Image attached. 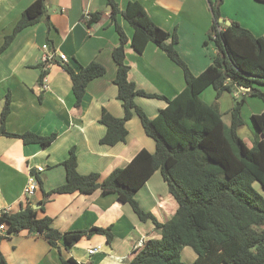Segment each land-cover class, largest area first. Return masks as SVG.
Instances as JSON below:
<instances>
[{
  "label": "crops",
  "instance_id": "0c3cea01",
  "mask_svg": "<svg viewBox=\"0 0 264 264\" xmlns=\"http://www.w3.org/2000/svg\"><path fill=\"white\" fill-rule=\"evenodd\" d=\"M34 1L0 0V48L25 8ZM129 1L117 0L121 9ZM139 1L158 26L171 33L177 31L176 48L194 74H200L213 63L218 46L208 36L213 22L208 0ZM95 12H100L101 18L90 25L87 14ZM221 13L224 20L236 21L254 35L264 37V1L224 0ZM117 21L128 36L129 80L139 89L168 98L183 91L186 81L181 67L155 43L150 42L142 53L137 52L131 43L133 27L121 14L117 15ZM44 44L56 51L57 58L48 66L42 61ZM118 44L119 34L111 19L108 0H46V15L18 32L0 53V125L9 97L8 132L57 134L48 146L0 135V209L9 208L12 214L28 203L40 204L38 216L52 217L53 225L62 232L98 226L111 227L114 234L111 243L105 235L94 234L73 246L60 238L53 246L43 234L21 230L0 239V253L8 264H64L63 260L69 258L76 263L68 264H130L141 248L140 242L161 237L152 220H140L130 204L119 200L118 193L103 194L98 189L90 194L78 191L47 194L66 183L64 162L72 150L77 156L78 172L98 173L102 182L115 169L130 163L141 150L154 152L156 149L155 141L146 134L137 114L125 124L128 130L125 141L114 145L100 142L107 133V126L100 122L103 111L117 118L124 116L123 102L114 81L117 64L112 52ZM60 54H65L66 59H60ZM92 61L102 63L106 73L89 82L81 104L76 105L72 79L64 64L78 69ZM42 69L48 73L41 82ZM261 88L264 90V86ZM226 93L233 95L227 91L222 95ZM222 95L216 98L218 106ZM251 97L255 96L247 95L244 106ZM135 100L151 118L167 106L163 98L138 95ZM258 108L251 116L264 111V102ZM249 124L254 136L252 121ZM243 126L239 127V134ZM37 166H43L44 170L38 171ZM29 174L36 175L38 188L27 195L24 187ZM136 199L144 210L153 212L162 222L170 220L178 208L160 171L139 189ZM42 201L44 209H41ZM190 253L192 262L196 256Z\"/></svg>",
  "mask_w": 264,
  "mask_h": 264
},
{
  "label": "trees",
  "instance_id": "16d2710c",
  "mask_svg": "<svg viewBox=\"0 0 264 264\" xmlns=\"http://www.w3.org/2000/svg\"><path fill=\"white\" fill-rule=\"evenodd\" d=\"M208 1L213 13L208 36L216 42L218 54L203 72L194 74L176 48L177 31L171 33L158 26L139 0H130L123 9L117 0H108L111 19L119 34V44L113 49L112 56L117 64L114 81L123 102L124 116L117 118L103 111L100 122L107 126V133L100 142L114 145L125 141L128 135L125 124L137 114L146 134L155 141L156 149L154 152L141 150L130 163L115 169L102 182L98 173L84 175L78 172L77 156L72 150L64 162L66 183L47 193L78 191L90 194L98 189L103 194L118 193L119 200L130 204L140 220H152L161 237L139 245L141 248L130 264H188L182 259L185 247H191L196 253L190 264H264V111L251 116L255 129L251 146L238 132L245 124L242 108L247 95L259 97L264 102L261 88L264 86V37L254 35L236 21L225 24L221 21L224 0ZM118 14L133 27L131 43L137 52L142 53L148 43H155L181 67L186 87L177 96L168 98L150 93L129 80L128 36L117 21ZM45 15L46 0H35L27 6L13 32L5 37L0 53L18 32L38 23ZM100 18V12L92 13L88 24ZM64 68L72 79L76 105L81 104L89 82L106 73V67L98 61L78 69L64 64ZM47 73V69H42L41 82ZM210 87L214 88L216 98L225 91L234 94L237 88H246V94L234 95L229 124L224 121L218 104L203 98ZM138 95L163 98L167 106L151 118L137 104L135 98ZM9 112L8 97L1 113L0 135L20 137L26 143L42 146H48L56 139L55 133L43 136L33 132H8L6 119ZM156 171H160L178 203L176 213L166 222L144 210L136 199L139 189ZM256 183L263 193L256 188ZM41 204L44 209V201ZM1 220L7 223L9 234L25 229L38 232L53 246L60 238L73 246L94 234L105 235L109 243L114 239L111 227L94 226L62 232L53 225L52 217H39L38 209L31 203L16 213H5ZM63 263L76 261L69 258ZM0 264H8L1 253Z\"/></svg>",
  "mask_w": 264,
  "mask_h": 264
},
{
  "label": "rangeland",
  "instance_id": "374dc122",
  "mask_svg": "<svg viewBox=\"0 0 264 264\" xmlns=\"http://www.w3.org/2000/svg\"><path fill=\"white\" fill-rule=\"evenodd\" d=\"M204 99L209 103H215V101L218 102L216 99V92L214 91L213 88H209V90L208 89L206 90V92L204 93ZM220 100L221 103L219 104V107L221 111L224 113L223 116L225 121L228 122L229 120H231V110L234 105V94L233 95H230L229 93L223 94ZM248 102L249 104H246L244 106V111L242 109V117L245 121V124L240 129V135L248 143H252L254 136L251 133L250 124H249V122L251 123V114L253 111H258L257 110L259 109L258 105L259 104L263 105V101L259 97H251L248 98ZM255 186L260 192L263 193L262 188L258 183H256ZM183 250H184L182 251L183 261L188 264L192 263L193 261L191 262L190 252H192L196 256L195 251L191 247H185Z\"/></svg>",
  "mask_w": 264,
  "mask_h": 264
},
{
  "label": "built area",
  "instance_id": "2783aa9c",
  "mask_svg": "<svg viewBox=\"0 0 264 264\" xmlns=\"http://www.w3.org/2000/svg\"><path fill=\"white\" fill-rule=\"evenodd\" d=\"M90 15L91 14L88 13L87 17L90 18ZM43 49H44V53L42 56V61H43L45 66H48L49 64L54 62L55 59L57 58L56 57V51L52 50L48 44H44ZM59 58L62 60H65L66 55L60 54ZM244 94H246V88H244V87H239L234 92V95L237 97L238 96L240 97L241 95H244ZM37 170L43 171L44 167L43 166H37ZM37 188H38V179H37L36 175L29 174L27 184L24 187L25 194H27V195L33 194ZM5 213L10 214V209L9 208L0 209V237L6 236L9 234L7 223L5 221L1 220V218L4 216ZM141 244H142V242H140L139 245H141ZM93 251L94 250H90L89 252L93 253Z\"/></svg>",
  "mask_w": 264,
  "mask_h": 264
},
{
  "label": "water",
  "instance_id": "95a60500",
  "mask_svg": "<svg viewBox=\"0 0 264 264\" xmlns=\"http://www.w3.org/2000/svg\"><path fill=\"white\" fill-rule=\"evenodd\" d=\"M221 21H222V22H225L226 24H230V21H228V20H223V19H221ZM34 207H35L36 209H38V208L40 207V204H36Z\"/></svg>",
  "mask_w": 264,
  "mask_h": 264
}]
</instances>
